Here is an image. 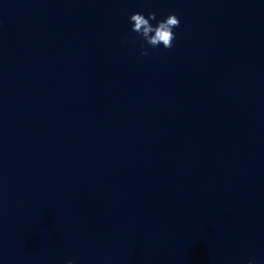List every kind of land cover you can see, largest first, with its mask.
<instances>
[{"label":"water","instance_id":"obj_1","mask_svg":"<svg viewBox=\"0 0 264 264\" xmlns=\"http://www.w3.org/2000/svg\"><path fill=\"white\" fill-rule=\"evenodd\" d=\"M136 12L175 14L173 46ZM250 259L264 0H0V264Z\"/></svg>","mask_w":264,"mask_h":264},{"label":"clouds","instance_id":"obj_2","mask_svg":"<svg viewBox=\"0 0 264 264\" xmlns=\"http://www.w3.org/2000/svg\"><path fill=\"white\" fill-rule=\"evenodd\" d=\"M153 20H156L155 12H150L147 17L140 12L133 13L129 17L131 31L136 33L137 37L151 48L163 45L165 49H170L176 39L173 29L180 26L179 18L175 14H169L155 25L151 23ZM140 54L142 56L150 55L143 44L140 45ZM66 264H73V261L68 260ZM247 264H257V262L254 259H250Z\"/></svg>","mask_w":264,"mask_h":264}]
</instances>
